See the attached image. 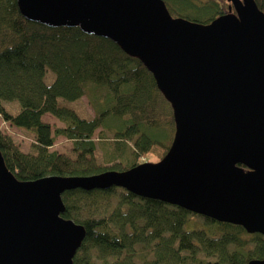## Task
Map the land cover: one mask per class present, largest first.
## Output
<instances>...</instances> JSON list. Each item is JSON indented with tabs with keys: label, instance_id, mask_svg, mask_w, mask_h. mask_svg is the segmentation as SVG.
<instances>
[{
	"label": "water",
	"instance_id": "obj_1",
	"mask_svg": "<svg viewBox=\"0 0 264 264\" xmlns=\"http://www.w3.org/2000/svg\"><path fill=\"white\" fill-rule=\"evenodd\" d=\"M17 2L29 21L78 27L139 59L175 130L161 160L87 176L20 181L0 151V264H73L86 236L62 217V194L74 189L121 187L264 236V11L256 0H229L235 13L208 24L173 17L163 0Z\"/></svg>",
	"mask_w": 264,
	"mask_h": 264
},
{
	"label": "trees",
	"instance_id": "obj_2",
	"mask_svg": "<svg viewBox=\"0 0 264 264\" xmlns=\"http://www.w3.org/2000/svg\"><path fill=\"white\" fill-rule=\"evenodd\" d=\"M163 1L173 17L201 24L228 9V2L225 7L220 0ZM256 3L264 11V0ZM50 72L54 78L49 83ZM85 95L95 107L92 119L58 104V99L76 101ZM5 101H17L20 111L8 112ZM171 110L151 72L110 39L78 27L52 28L29 21L17 0H0V117L34 136L33 150L23 152L0 130V151L18 180L87 176L140 164L120 168L98 163L94 134L100 128L115 130L120 141L138 135L135 155H152L157 162L173 140ZM45 114L64 127L53 129L43 120ZM57 136L72 142L74 157L50 150ZM116 195L117 204L109 209L102 201ZM62 200V217L86 228L73 264H247L264 259L262 234L121 187L74 189L64 192Z\"/></svg>",
	"mask_w": 264,
	"mask_h": 264
},
{
	"label": "rangeland",
	"instance_id": "obj_3",
	"mask_svg": "<svg viewBox=\"0 0 264 264\" xmlns=\"http://www.w3.org/2000/svg\"><path fill=\"white\" fill-rule=\"evenodd\" d=\"M225 7L227 6V0H220ZM54 78L53 73L47 75L46 80L50 83ZM4 106L8 112L12 114H17L20 111V104L17 101L3 102ZM58 104L60 106H65L67 108L73 109L77 114L84 119H92L95 116V107L90 102L87 95L83 96L81 99L76 101H66L63 99H58ZM166 105V104H165ZM164 105V110L166 114L170 113L167 106ZM172 111V110H171ZM43 120L49 123L53 129L56 127H64V124L52 116L51 114H45ZM0 130L11 135L15 141L18 143L19 148L23 152H30L33 150L34 136L31 132L18 129L15 126L3 121L0 117ZM138 135L133 136L130 140L120 141L117 140L115 130L108 129H98L94 134V140L97 143V149L95 152V157L98 163L111 167L117 165L120 168H126L130 166L133 162L143 163V162H156V157L152 155H147V157H140L135 155L134 142ZM168 141V139H167ZM51 151H57L59 153L74 157L75 153L73 151L72 142L63 136H57L54 145L50 149ZM117 195L109 199L108 202L102 201L104 204L109 206V209L113 208L117 204Z\"/></svg>",
	"mask_w": 264,
	"mask_h": 264
},
{
	"label": "flooded vegetation",
	"instance_id": "obj_4",
	"mask_svg": "<svg viewBox=\"0 0 264 264\" xmlns=\"http://www.w3.org/2000/svg\"><path fill=\"white\" fill-rule=\"evenodd\" d=\"M227 2H228V9H227V12L231 11V12L235 13V9L232 7L231 2H229V0H227ZM231 7H232V8H231ZM230 8H231V9H230ZM224 14H225V13H224Z\"/></svg>",
	"mask_w": 264,
	"mask_h": 264
}]
</instances>
